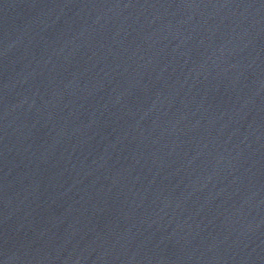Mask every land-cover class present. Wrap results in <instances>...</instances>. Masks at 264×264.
I'll list each match as a JSON object with an SVG mask.
<instances>
[{
    "label": "water",
    "instance_id": "water-1",
    "mask_svg": "<svg viewBox=\"0 0 264 264\" xmlns=\"http://www.w3.org/2000/svg\"><path fill=\"white\" fill-rule=\"evenodd\" d=\"M0 264H264V0H0Z\"/></svg>",
    "mask_w": 264,
    "mask_h": 264
}]
</instances>
